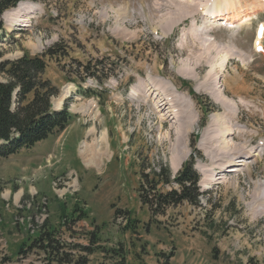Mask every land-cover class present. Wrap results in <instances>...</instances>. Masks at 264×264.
Returning a JSON list of instances; mask_svg holds the SVG:
<instances>
[{
	"label": "rangeland",
	"instance_id": "obj_1",
	"mask_svg": "<svg viewBox=\"0 0 264 264\" xmlns=\"http://www.w3.org/2000/svg\"><path fill=\"white\" fill-rule=\"evenodd\" d=\"M216 7L248 13L214 22ZM0 19V65L42 56L51 106L72 116L0 159V264H264V0H23ZM83 144L102 146L99 166ZM192 156L198 205L152 216L141 171L166 164L174 178ZM53 230L54 252L36 242Z\"/></svg>",
	"mask_w": 264,
	"mask_h": 264
},
{
	"label": "trees",
	"instance_id": "obj_2",
	"mask_svg": "<svg viewBox=\"0 0 264 264\" xmlns=\"http://www.w3.org/2000/svg\"><path fill=\"white\" fill-rule=\"evenodd\" d=\"M20 1L23 0H0V17L5 10L14 7ZM50 51L48 50L47 54H50ZM0 67L1 73L5 76V81H0V159H4L21 149L31 148L54 134L62 133L69 126L72 116L67 110V102L59 110L52 108L51 98L58 94V89L50 80L43 77L46 62L42 56H28L25 51L18 59L6 61ZM101 69L99 71H102ZM84 70L87 72L86 76L99 79L95 69L94 72L88 73L85 66ZM183 83L186 84L185 81ZM189 92L194 98V92L190 89ZM80 93L99 100L102 97L96 90L81 89ZM193 166L192 156L182 164L174 178L166 164L151 167L149 172L141 171L137 195L140 203L152 216L164 214L167 207L183 202L198 205L201 196L198 188L199 175ZM171 184L177 187L169 190L159 187ZM85 216L86 214L82 212L79 217ZM52 233L54 230L40 232L36 242L46 238L48 242L45 247L49 248L53 240L54 252L58 245L57 240L51 238ZM81 263L85 264L84 261Z\"/></svg>",
	"mask_w": 264,
	"mask_h": 264
},
{
	"label": "bare ground",
	"instance_id": "obj_3",
	"mask_svg": "<svg viewBox=\"0 0 264 264\" xmlns=\"http://www.w3.org/2000/svg\"><path fill=\"white\" fill-rule=\"evenodd\" d=\"M259 9H260V4H257L254 7V10L253 9L252 10L254 12H257ZM247 13H248L247 10L239 13V12L233 11V10L232 11H225L221 8L216 7L213 10H210L207 13V16H209V18L213 19L214 22H221L222 23L224 21L225 23L231 24L233 22H236L238 20L243 19L245 17V14H247ZM261 36L257 37L256 40L254 41L253 46L256 50H259L260 48H262L259 44ZM189 95H191L190 92H189ZM167 98H161V100L159 99L158 103H159V107L161 109L167 111L165 113V116L168 118H172V117H174V115H172L170 113V110H169L170 107L172 108V104L170 103L171 99H167ZM57 108L58 107H56V109ZM172 112H174V111H172ZM209 125L214 126L213 123H209ZM89 131H92V128ZM223 135H224V133H223ZM81 147H82V149H81ZM84 148H86V145L85 144L81 145L79 147L78 154L84 160L85 164H87L88 166H99V164L101 162V156L103 157V155H104V152L102 151V146H96L94 151H92V147H89V149H86V151H84ZM238 161H241V160L238 159ZM236 164H239V162H235V161L229 162V164H226V166H224V167L222 166V167L225 168V170H230V169H234L233 166H235ZM174 165H175V163L172 164L173 167H174ZM222 170H224V169H222Z\"/></svg>",
	"mask_w": 264,
	"mask_h": 264
},
{
	"label": "crops",
	"instance_id": "obj_4",
	"mask_svg": "<svg viewBox=\"0 0 264 264\" xmlns=\"http://www.w3.org/2000/svg\"><path fill=\"white\" fill-rule=\"evenodd\" d=\"M92 144H87V146H91ZM95 145V144H94ZM102 157V156H101ZM82 161H83V163H84V165L86 166V167H90V166H88L87 164H85V162H84V160L82 159ZM101 161H102V158H101Z\"/></svg>",
	"mask_w": 264,
	"mask_h": 264
}]
</instances>
